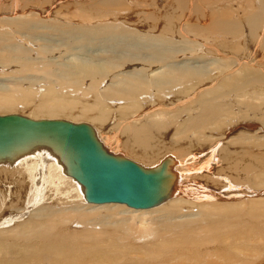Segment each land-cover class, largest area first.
Segmentation results:
<instances>
[{
    "label": "bare ground",
    "instance_id": "1",
    "mask_svg": "<svg viewBox=\"0 0 264 264\" xmlns=\"http://www.w3.org/2000/svg\"><path fill=\"white\" fill-rule=\"evenodd\" d=\"M84 1L0 0V116L82 125L0 150V264H264V0Z\"/></svg>",
    "mask_w": 264,
    "mask_h": 264
},
{
    "label": "water",
    "instance_id": "2",
    "mask_svg": "<svg viewBox=\"0 0 264 264\" xmlns=\"http://www.w3.org/2000/svg\"><path fill=\"white\" fill-rule=\"evenodd\" d=\"M80 126L82 125L72 124L71 122L65 120H34L18 114L0 116V150L4 147H9L11 149L12 145L15 144L18 139L19 141L17 143V147L21 148L23 143L30 146L45 140L53 131L57 132L59 129H67L66 131H68V128L77 129L80 128ZM73 132L74 131H64L66 137L68 135L74 137ZM4 134H11L12 138H2V135ZM17 136H19V138H17ZM107 178H109V176H107ZM164 178L165 176L155 179L148 177V179H146L145 186L140 192L143 193V196L146 195L144 191L150 192L149 200L157 202L160 198H163L162 190L165 187ZM128 191H130V189ZM160 191H162L161 194Z\"/></svg>",
    "mask_w": 264,
    "mask_h": 264
},
{
    "label": "rangeland",
    "instance_id": "3",
    "mask_svg": "<svg viewBox=\"0 0 264 264\" xmlns=\"http://www.w3.org/2000/svg\"><path fill=\"white\" fill-rule=\"evenodd\" d=\"M86 1V0H85ZM84 1V3H86ZM126 1H128V9H126L127 10V12H134V13H138V15H143L145 12H146V10L144 11V9H146V7L148 6V4H147V2L149 1V0H126ZM135 1V2H134ZM147 1V2H146ZM221 2H224L225 0H220ZM241 1L242 0H238V3L240 2L241 3ZM254 2H256L255 0H253ZM261 1V0H260ZM90 2V3H89ZM91 2H93L94 4H97V3H100V1L99 0H87V4L89 3V4H93V3H91ZM159 2H161V1H159ZM138 3H139V5H138ZM162 3V2H161ZM161 3H159L160 4V6H162L163 7V5L164 4H161ZM147 4V5H146ZM254 4V3H253ZM258 4V3H257ZM131 5V6H130ZM206 5V6H205ZM236 5V4H235ZM154 6V5H153ZM153 6H151V7H153ZM204 6L205 7H207V4H204ZM255 7H258V5L257 6H255ZM258 9V8H257ZM57 10L59 11V9L57 8ZM150 10V9H149ZM182 10V9H181ZM121 12H122V10H120ZM243 18V15H241V13H240V15L237 17V18ZM236 18V19H237ZM85 23H87V22H85ZM84 23V24H85ZM88 24V23H87ZM131 30V29H130ZM147 30H149V29H146L144 32H142L143 34H145V35H150L149 34V32L147 31ZM160 30H163V23H162V26L160 27V29H159V31ZM154 34V33H153ZM152 34V35H153ZM161 34V33H160ZM155 36H159L158 34H155ZM179 40V39H178ZM211 40V39H210ZM213 41V40H212ZM214 42V41H213ZM201 46H203V45H201ZM213 56H215V55H213ZM209 59V58H208ZM207 59V60H208ZM188 113H184V115H183V120L184 119H187L188 118ZM70 117V119H71V117H72V119H78L79 118V116L77 115V114H72L71 116H69ZM62 118H65V117H62ZM66 119V118H65ZM68 119V118H67ZM80 121H85V120H81L80 119ZM264 136V135H263ZM168 140V141H167ZM165 142H167V144L165 143ZM168 142H169V145H168ZM159 144H161V145H159L158 147H157V149H159V150H161V151H164L165 150V148H167V147H169V146H171L170 145V140L169 139H163V141H161V142H159ZM168 145V146H167ZM235 145V146H234ZM234 145H232V147H230L231 149L230 150H233V152H235L234 150H236V151H240V148H239V145H236V144H234ZM180 147L182 146V147H184L185 145H184V143H183V145L182 144H180L179 145ZM158 151V150H157ZM196 151V150H195ZM200 152L201 151V148H197V151L196 152ZM159 152V151H158ZM241 152V151H240ZM229 156V155H228ZM227 157V156H226ZM226 157H224V158H226ZM239 157V154H235V155H233V157H231V160L233 159V161H236V159ZM256 159V158H255ZM231 163V162H230ZM252 162H250V163H248V165L249 164H251ZM245 175V174H244ZM244 175L242 176V177H244ZM247 176V175H246ZM264 186V185H263ZM242 194H244V193H242ZM245 199H249V196L248 195H245ZM257 199V198H256ZM260 199H264V195L262 196V198H260ZM243 201H244V199H243ZM243 208H245L246 209V207L245 206H243ZM21 211V210H20ZM196 217H199L198 215H196ZM243 217H244V214H243ZM78 229H80V228H78ZM122 233V232H121ZM189 250H191V249H189ZM75 252H77L78 253V255H80V256H83L82 254H81V251H75ZM102 255H104L103 253H101V256ZM138 257V260H142V257L143 256H140V255H137V254H133L132 256H131V260H130V257L128 258V259H125L124 261H126V262H128L129 264H138V263H136V262H134L135 261V259ZM95 257H92V258H86V263L88 262V260H91V259H94ZM261 259H264V258H261ZM128 260V261H127ZM44 262H45V264H48V263H46V261L44 260Z\"/></svg>",
    "mask_w": 264,
    "mask_h": 264
}]
</instances>
